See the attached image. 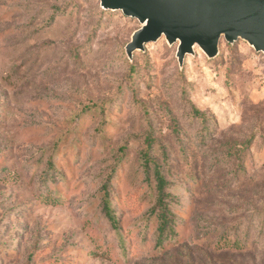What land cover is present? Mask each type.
Here are the masks:
<instances>
[{
  "label": "rangeland",
  "instance_id": "rangeland-1",
  "mask_svg": "<svg viewBox=\"0 0 264 264\" xmlns=\"http://www.w3.org/2000/svg\"><path fill=\"white\" fill-rule=\"evenodd\" d=\"M141 28L100 0H0V264H264V53L223 38L181 65L163 36L131 61Z\"/></svg>",
  "mask_w": 264,
  "mask_h": 264
},
{
  "label": "water",
  "instance_id": "water-1",
  "mask_svg": "<svg viewBox=\"0 0 264 264\" xmlns=\"http://www.w3.org/2000/svg\"><path fill=\"white\" fill-rule=\"evenodd\" d=\"M100 1L103 9L122 11L141 23L126 48L129 58L163 36L171 45L180 42L177 56L181 65L195 46L215 59L223 38L229 44L245 40L264 53V0Z\"/></svg>",
  "mask_w": 264,
  "mask_h": 264
},
{
  "label": "trees",
  "instance_id": "trees-1",
  "mask_svg": "<svg viewBox=\"0 0 264 264\" xmlns=\"http://www.w3.org/2000/svg\"><path fill=\"white\" fill-rule=\"evenodd\" d=\"M100 5H101V1H100ZM103 10L109 11L105 9ZM58 11L60 12L62 10H58ZM54 19H55V15L52 16L51 22ZM145 46H144V50H145ZM135 53L132 58H129L128 54L126 53L129 60L131 61L134 60ZM219 55H220V52H219ZM218 56L216 58H218ZM130 70L132 73L131 76H133L134 73L136 72L135 67L131 65ZM192 109H193L194 116L204 117L203 113L199 109L195 107H193ZM205 119L207 118H204V122L206 123ZM148 147L150 150H148V152H146L144 155V165H145V168L148 174L150 173V171L152 172V175L155 181L156 202H155V207L153 208V212L157 213V219L159 223L158 228H157L158 235H157L156 245L158 247H163L165 245V242L170 239H173L174 234H175L174 226L176 224V220H175V215L171 209V205L174 201V197L172 196L170 192V183L168 182L166 176L164 175L161 165L157 161H154L151 158L150 151L153 149V146L150 144ZM49 164H50V167L46 175L53 178L55 177V173L53 171V169L55 168V165L52 161ZM109 184L110 183L108 180L103 186L102 204H103V209H104L107 219L110 221L112 225L117 227L118 219L112 207V201H111L110 192H109Z\"/></svg>",
  "mask_w": 264,
  "mask_h": 264
}]
</instances>
